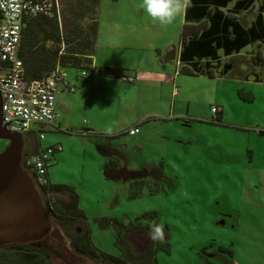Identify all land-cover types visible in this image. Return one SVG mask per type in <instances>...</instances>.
<instances>
[{
    "label": "rangeland",
    "instance_id": "1",
    "mask_svg": "<svg viewBox=\"0 0 264 264\" xmlns=\"http://www.w3.org/2000/svg\"><path fill=\"white\" fill-rule=\"evenodd\" d=\"M104 1L112 4L104 18H130L136 23L140 20L142 0L117 4ZM62 9L64 5L59 0L60 13ZM180 23L175 20V29L180 28ZM170 36L174 39L175 33L169 34V39ZM256 53L253 48L237 57L238 66L244 59L250 60L249 65L242 63L247 66H242L243 72H257L261 78L263 64L255 59L251 63ZM77 73L67 70V75ZM236 73L226 77L217 74L213 79L179 75L178 94L171 97L170 110L165 102L157 107L156 99L135 101L132 93L123 91L128 87L118 90L119 105L109 110L116 111L122 123L150 110L164 112L170 120L151 123L152 129L144 132L148 130L145 128L144 134L134 138L104 141L119 151V165L129 170L139 172L143 167L160 166L164 181L155 190L154 183L145 180L146 185L136 187L139 194L130 198V182L137 180H107L99 152L96 160L87 155L84 159L80 143L65 142V148L69 146L67 153L65 149L49 170L57 183L71 186L79 195V208L85 211L96 249L120 254L113 245V229H100L98 218L128 223L142 214L157 213L170 234L169 253L159 252L158 264H229L228 255L218 253V247L233 252V264H264V83L254 82L252 76L249 81L241 80ZM169 90H154L152 96L158 92L168 96ZM240 90L252 94L251 102L239 99ZM212 107L220 109L221 124L212 121ZM22 135L28 137L27 133ZM44 136L43 148L61 133L54 135L48 129ZM6 147L0 140V152ZM69 241L64 230L54 227L43 243L50 260L54 264H91L71 253ZM136 245L140 249L143 241L136 240Z\"/></svg>",
    "mask_w": 264,
    "mask_h": 264
},
{
    "label": "trees",
    "instance_id": "2",
    "mask_svg": "<svg viewBox=\"0 0 264 264\" xmlns=\"http://www.w3.org/2000/svg\"><path fill=\"white\" fill-rule=\"evenodd\" d=\"M60 1L64 5L61 13L53 8L50 15H38L24 21L18 58L22 62L23 79L28 83L45 78L56 67L87 73L93 71L91 60L95 52L98 26L96 13L100 0ZM256 1L191 0L190 6L184 12V24L179 40L180 50L177 52V48L172 46L163 55V59L171 61L177 56L182 64L179 74L185 76H205L213 79L215 72L222 66L221 76H226L229 72V75H236L238 71L241 80L247 81L250 75L254 82L264 83V77L259 78L253 72L250 74L241 72L238 66L240 60L237 58L242 49L257 44L262 51L256 60L264 66V0L260 1L257 9ZM247 15H251L252 20H247ZM219 51L224 57H230L225 64L220 62ZM96 70L113 78L122 75L120 70L113 68ZM251 95L242 90L238 92L239 99L245 102H251L253 98ZM215 108L217 112L212 113V121L221 124V111L218 107ZM150 119L153 118H146L142 123ZM39 133L29 131L28 137L23 136L25 146L22 150L23 159L38 153L41 146ZM123 135L121 133L114 136H98L115 140ZM22 166L27 170L24 161ZM27 172L31 177L32 173L29 170ZM104 176L107 180L116 182L137 180L130 182V198L139 194L136 187L146 185L143 183L145 180L154 183V190L164 181L160 166L143 167L141 171L135 172L121 168L118 161L111 157L107 159ZM40 195L53 229L58 227L65 231L66 237L70 239L71 253L79 259H85L91 264H158L157 254L169 253L170 234L167 226L163 225L165 237L163 243H154L148 237L149 226L154 222L161 224L157 213L142 214L128 223L117 218L103 217L96 220L100 229H113V245L120 253L115 256L94 247L86 214L79 208V196L72 187L50 184L48 188L40 190ZM48 196L54 199L53 211L46 207ZM48 236L40 242L2 246L0 264H54L50 260L49 250L43 246ZM136 240L143 241L140 249H137ZM217 252L227 254L229 264H233V252L221 247H218Z\"/></svg>",
    "mask_w": 264,
    "mask_h": 264
},
{
    "label": "crops",
    "instance_id": "3",
    "mask_svg": "<svg viewBox=\"0 0 264 264\" xmlns=\"http://www.w3.org/2000/svg\"><path fill=\"white\" fill-rule=\"evenodd\" d=\"M113 1L116 4L119 2H126V0ZM260 1L261 0H257L255 2V9H257L262 2ZM111 5L112 4H108L104 0H100L97 8L96 20L98 26L96 44L95 52L91 60L93 71L88 73L86 78H78V73L77 75L71 74L72 76L67 75V70L73 69L62 68L66 72L67 83H69L75 90L73 92L62 90L56 98L58 118L50 126L49 131L54 135L61 133V136L51 139L47 145V147L58 145L61 148L60 151L53 155V161L55 164L58 163L59 157L63 154L65 149L66 153L69 149V146H66L65 148V142L68 140V143L70 144L69 141L74 140L77 141L78 145L80 143L84 159L87 155L96 160L97 156H99V152L102 155V163L104 161V166H106L108 158L111 157L112 159L119 161L121 156L118 155L119 151L112 147V143H104L105 140L113 142L120 140L123 137H125V139L134 138L135 136L139 134L142 135L144 132H148L152 129L150 126L151 123L164 124L170 121L166 118L168 116L166 113L158 112L157 110H150L145 113L146 115H142L144 113L141 112V116L136 119L135 117L134 119L128 118V123H122V118L118 119L117 112H112L109 108L111 106L115 108L116 105H119L120 98L117 96L119 93L118 90L123 87H128L123 89V91H129L132 93L135 101L141 102L156 99L154 104L157 107L160 102H165L170 110L168 104L172 99L171 97L178 94L176 91L178 83L176 81H178V76L181 75L179 74V70L182 67V64L178 61L177 56L169 61L163 59V55L172 46L177 48V52L180 50L179 40L182 26L184 24V13L176 19L181 21L180 28L178 27V29H175L174 23L166 28H162L158 23L153 22L142 8L138 10L140 14V20H137L138 23L130 18H127V20L119 18L118 21L114 19H106L103 17V14L104 12H109L110 8H112ZM246 18L247 20H252L251 15H247ZM171 33H175L174 39L172 36H170V39L168 38ZM253 48H255L257 52L255 58L251 60V63H253L262 51L257 44L245 47L240 51L237 57L245 55L248 53L249 49ZM219 52L221 64L228 62L230 57H224L222 52ZM249 61L250 60L246 59L241 61L239 67L241 72H243L242 66H246L242 63H247L249 65ZM97 68H113L120 70L124 76L135 77V81L133 83L122 82L119 78H113L99 73L96 70ZM221 68L222 66H220L215 72V76L218 74L219 77H226L227 75H220ZM251 72L252 71H250L249 74ZM253 73L258 75L257 72ZM247 81H249V79ZM120 85H122V87ZM163 88H170L169 97L167 95L163 96L161 92L152 96L154 90H161ZM146 92H149L148 95H146ZM174 92L177 93L174 94ZM115 101H118V103L116 104ZM131 111L132 114H134V108L131 109ZM146 118L153 119L142 123ZM175 118L176 117H173V119ZM117 124L119 129L116 128ZM134 127H138L139 133L134 136L127 134V130ZM108 128L112 129L111 134L107 133L106 130ZM145 128L148 130L143 132V129ZM121 133L124 135L115 140H109L105 139L104 136H98H114ZM118 156H120L119 159ZM52 166L53 165H51L49 169ZM49 169L48 178L50 184L59 185L54 179L52 169ZM104 169L105 167H103V173ZM127 170H129V168Z\"/></svg>",
    "mask_w": 264,
    "mask_h": 264
},
{
    "label": "built area",
    "instance_id": "4",
    "mask_svg": "<svg viewBox=\"0 0 264 264\" xmlns=\"http://www.w3.org/2000/svg\"><path fill=\"white\" fill-rule=\"evenodd\" d=\"M58 1L0 0V96L2 124L11 132H40L39 140L41 141L44 140V132L58 118L56 110L58 94L62 90L73 92L75 89L67 83L66 72L60 67H56L41 80L30 83L24 81L22 62L18 58V52L24 21L38 15H50L53 8L58 12ZM77 72L79 78L88 76L85 71ZM119 80L125 83H133L135 77L121 75ZM211 111L215 114L217 108L213 107ZM138 133V127L127 130V134L130 136ZM60 150L61 148L58 145L46 146L45 148L40 146L37 154L30 158H22L21 165H23L24 161V166L32 173L31 178L39 193L40 190L48 188L50 185L48 169L53 162V155ZM27 170L25 171L27 172ZM45 204L49 211L54 210L53 198L46 197Z\"/></svg>",
    "mask_w": 264,
    "mask_h": 264
},
{
    "label": "water",
    "instance_id": "5",
    "mask_svg": "<svg viewBox=\"0 0 264 264\" xmlns=\"http://www.w3.org/2000/svg\"><path fill=\"white\" fill-rule=\"evenodd\" d=\"M0 248L10 244L40 242L53 230L42 198L30 175L22 168L23 135L2 124L0 96Z\"/></svg>",
    "mask_w": 264,
    "mask_h": 264
},
{
    "label": "clouds",
    "instance_id": "6",
    "mask_svg": "<svg viewBox=\"0 0 264 264\" xmlns=\"http://www.w3.org/2000/svg\"><path fill=\"white\" fill-rule=\"evenodd\" d=\"M190 2L191 0H142L140 7L153 22L166 28L186 11ZM106 131L111 134L112 129L108 128ZM148 237L154 243H163L165 239L163 224L152 223L149 226Z\"/></svg>",
    "mask_w": 264,
    "mask_h": 264
},
{
    "label": "flooded vegetation",
    "instance_id": "7",
    "mask_svg": "<svg viewBox=\"0 0 264 264\" xmlns=\"http://www.w3.org/2000/svg\"><path fill=\"white\" fill-rule=\"evenodd\" d=\"M5 144H7V142L4 141Z\"/></svg>",
    "mask_w": 264,
    "mask_h": 264
}]
</instances>
